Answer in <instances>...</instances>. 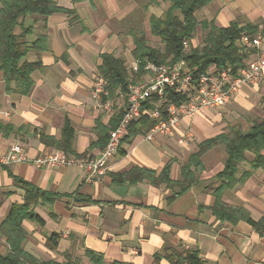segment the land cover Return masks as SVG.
I'll return each mask as SVG.
<instances>
[{"label": "crops", "instance_id": "crops-1", "mask_svg": "<svg viewBox=\"0 0 264 264\" xmlns=\"http://www.w3.org/2000/svg\"><path fill=\"white\" fill-rule=\"evenodd\" d=\"M120 1L57 0L60 7L74 14L32 18L33 37L45 35L49 44L47 51H33L27 57L30 62L42 64L32 75V92L28 96L7 94L0 75V154L7 153L15 143L23 144L31 159L63 152L43 143L42 136L59 140L66 121L75 131L73 147L77 154L71 158L75 163L63 168H41L32 163L1 167L0 226L12 207L25 200L26 193L17 186L16 177L40 190L62 195L53 205L35 207L44 226L23 222L28 234L24 248L42 261L62 263L64 254H69L80 264H94L87 255L92 251L101 254L105 264H171L164 249L184 252L195 248L204 264H264L263 231L245 221L222 222L213 214L215 190L220 185L218 175L227 160L223 146L203 156L202 168H191L196 182L172 201L169 198L174 191L163 182H129L116 177L139 167L154 171L157 178L168 167L170 180H181L184 166L202 142L234 127L248 131L263 119L264 74L258 84L241 86L223 114L211 109L183 119L176 139L158 137L150 142L138 136L123 142L106 176L87 182L83 164L103 149L116 115H109L91 99L93 83L100 74L103 54H124L128 59L130 51L123 50L121 41L126 38V30L121 24L137 13L142 3L129 0L123 5ZM149 1L143 0L144 7ZM160 9L155 5L144 10L150 20L164 15L166 10ZM203 16L223 28L234 22L241 27L257 26L258 33L264 30V0H215L203 9ZM9 127L12 130H4ZM185 131H191L194 138L184 148L177 137ZM253 158V154H247L238 182L225 191L223 200L259 221L264 216V168L252 170ZM248 172L252 175L247 177ZM79 196L94 202H78ZM54 233L61 236L57 250L47 246ZM9 252L10 247L0 235V253L5 256ZM159 254L162 256L157 262Z\"/></svg>", "mask_w": 264, "mask_h": 264}, {"label": "trees", "instance_id": "trees-1", "mask_svg": "<svg viewBox=\"0 0 264 264\" xmlns=\"http://www.w3.org/2000/svg\"><path fill=\"white\" fill-rule=\"evenodd\" d=\"M215 0H150L144 9L150 6H161L170 4L169 8L161 17L152 16L150 19L151 34L160 39L164 49H156L149 45L144 33L137 34L132 31L133 44L129 47L132 57L139 62L137 72L127 66L125 57H116L114 54H103L102 64L99 68L100 74L107 81L108 96L104 101L124 95V102H127L128 87L131 84H139L144 81V75H148L146 65L155 63L158 65L172 64L184 59L191 71V74L198 78L206 74L212 67L219 70L231 68L234 73L244 67L245 61L251 51L240 45V36L243 32L255 33L257 26L248 25L241 27L234 22L229 27L223 28L214 21L206 19L199 21L197 13L209 6ZM55 14L73 15L74 12L58 5L57 0H0V75L5 83V92L9 95L28 96L34 87L32 75L42 68L40 62L28 61V55L33 52H44L49 49L47 37L39 35L34 38V24L27 26L28 16L48 18ZM201 27L204 32L202 45L195 47L194 39ZM17 29L20 33L17 34ZM33 37V38H32ZM189 43L190 49L185 51L184 42ZM0 91V101H1ZM166 98L169 102L182 104L187 97L177 94L174 90L166 91ZM156 100L144 103L143 111L155 109ZM264 109V108H263ZM123 113H116L112 118L111 130L115 129ZM156 121L150 119L148 114L133 122L129 128V135L123 142H131L138 136H146ZM5 131L12 130L10 127ZM110 133V132H109ZM75 131L69 121L62 130L59 140L42 136L43 143L63 151L69 158H76L74 150ZM109 139V135H108ZM107 139V141H108ZM106 141V143H107ZM105 143V145H106ZM103 145V148L105 147ZM217 146H223L226 150L227 160L224 170L218 175L219 187L215 190V203L212 207L213 214L222 222L237 224L245 221L255 229L264 232V216L259 221H254L242 208L230 207L223 200L226 190L237 183V176L240 166L247 161V154H253L251 162L252 170L264 168V117L251 127L248 131L241 128H230L228 132L202 142L184 166V173L181 180L171 181L169 168L156 178V173L151 170L133 167L128 172L116 177L129 182L142 181L145 179L154 180L156 184L165 183L174 195L170 201L185 194L196 182V177L191 168L198 170L202 168L203 156ZM252 172L246 173L251 176ZM17 186L26 193L24 203L14 205L0 226V235L6 240L10 247L8 255L0 253V264H80L69 254H64L65 261H42L32 254L26 252L24 244L27 240V231L23 222L33 221L40 226L45 222L36 212V206H50L62 198L61 194L40 190L34 184L23 179L14 177ZM81 203H93L90 197H76ZM61 236L58 233L52 234L47 242L51 250H57ZM165 257L171 264H204L198 249H189L184 252L164 249ZM88 257L94 264H105V258L101 254L92 251L87 252ZM162 254L156 256V261L161 259Z\"/></svg>", "mask_w": 264, "mask_h": 264}, {"label": "built area", "instance_id": "built-area-1", "mask_svg": "<svg viewBox=\"0 0 264 264\" xmlns=\"http://www.w3.org/2000/svg\"><path fill=\"white\" fill-rule=\"evenodd\" d=\"M240 45L251 51L244 67L236 73L231 68L219 70L212 67L206 74L195 78L182 59L172 64L158 65L148 63L146 70L149 72L147 80L139 84H131L128 87L127 102L123 104L124 95L104 101L108 96L107 81L98 74L91 90V99L98 107L114 115L123 113L119 125L110 131L109 139L100 153L84 162L87 182L100 181L110 169L111 161L117 156L124 139L129 135L131 124L148 114L150 119L156 121L144 138L154 141L158 137L176 139L183 119L192 118L204 110H224L227 105L239 93L241 86L258 84L264 74V30L252 34L243 32L240 36ZM185 51L189 50V43L184 42ZM139 62L134 61L132 70L137 72ZM172 89L179 95L187 97L180 105L169 102L166 91ZM156 100L155 109L143 111L144 103ZM194 136L191 131L183 132L177 137L181 147H189ZM32 163L41 168H63L75 161L64 152H55L42 155L36 159L28 156L26 148L19 144H13L9 151L0 154V168L13 164Z\"/></svg>", "mask_w": 264, "mask_h": 264}, {"label": "rangeland", "instance_id": "rangeland-1", "mask_svg": "<svg viewBox=\"0 0 264 264\" xmlns=\"http://www.w3.org/2000/svg\"><path fill=\"white\" fill-rule=\"evenodd\" d=\"M128 2H129V0H121L120 1V3L123 4V5L128 3ZM141 2L142 3H141L140 10L137 13H135L134 15H132L129 18V20H127L126 23L121 24V26L123 27V30H126V38L124 37L125 39L124 38L121 39L122 43L125 45L123 50H126V51L129 50L130 51L129 47L133 44L132 31H134V32H136L137 34H140V35L142 33H144L150 46L156 47V49L163 50L164 49V45L161 44L160 39L157 38V37L152 36V34H151L150 20H149V15L150 14H148V12H145V10L143 9L144 8L143 0ZM166 5L170 6V4H168V3H166ZM167 6L165 8H164L163 5H161L159 7H161L165 11V10L168 9ZM162 9H160V10H162ZM203 9L200 10L197 13V18H198L199 21L204 20ZM32 18H33V16H28L27 17V20H26V25L27 26L33 25L32 24L33 23L32 22ZM112 25H114V27L117 26L116 23H113ZM127 30L129 32H131V35H129V34L127 35V33H128ZM203 38H204V32H203L202 28L199 26L198 30H197V33H196V36H195V39H194L195 40L194 46L195 47L201 46ZM127 44H129V45H127ZM128 55H129L128 59L124 56V54H123V57L126 58L128 68L132 70V65H133V62L135 61V59H134V57H132L131 52ZM147 76L148 75H144V81L143 82H145L147 80ZM212 110L216 111L219 114L220 113L223 114V112H222L223 110H215V109H212ZM19 144H21V143H19ZM21 145H23V144H21Z\"/></svg>", "mask_w": 264, "mask_h": 264}]
</instances>
